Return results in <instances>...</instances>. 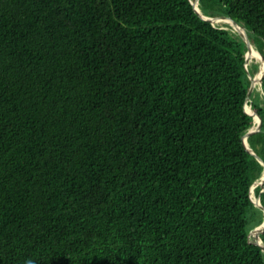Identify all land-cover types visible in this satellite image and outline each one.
Here are the masks:
<instances>
[{
  "label": "trees",
  "instance_id": "1",
  "mask_svg": "<svg viewBox=\"0 0 264 264\" xmlns=\"http://www.w3.org/2000/svg\"><path fill=\"white\" fill-rule=\"evenodd\" d=\"M193 1L0 0V264H264L258 66ZM199 7L264 57V0Z\"/></svg>",
  "mask_w": 264,
  "mask_h": 264
},
{
  "label": "water",
  "instance_id": "2",
  "mask_svg": "<svg viewBox=\"0 0 264 264\" xmlns=\"http://www.w3.org/2000/svg\"><path fill=\"white\" fill-rule=\"evenodd\" d=\"M193 4V7L196 11V13L202 17L203 19L211 22L213 25H216V23H220V22H224L225 24L229 25L235 32H237V34L240 36V38L245 42L247 48H248V55H247V60H246V66H247V72H248V75H250V72H249V62H250V58H253V52H254V45L251 43V41L249 40L248 38V35H247V31H246V28L244 27V25L242 24H239L237 22H234L232 20H229L225 17H215V18H211V17H207V16H204L200 7H199V0H195L192 2ZM254 47V48H253ZM256 49V48H255ZM257 51V49H256ZM257 53L259 54V58L261 59V61L264 62V57L257 51ZM260 70L258 71V73L253 77L251 76V88L248 92V96H247V101H246V106H245V109L248 113L252 114L253 118H254V125L253 127L244 135L243 137V141H244V144L247 148V150L258 160V162L264 167V161L261 159L260 156H258L255 151L250 147V144H249V138L255 134V133H258L260 131V124H261V118L259 117V115L252 109V106L249 105L251 103V96L254 92V89L256 87V82H257V79L258 80V84L261 88V91H262V83H263V80H264V69L263 71L261 72V76L259 78L258 77V74H259ZM250 106L251 107V110H247V106ZM264 183V173L262 175V177L256 181L252 188H251V198L253 200V203H254V206L258 209H260L263 214H264V207L261 203V201L256 197L255 195V190L257 187L261 186L262 184ZM264 229V221L263 223L258 226L257 228H255L251 233H250V238L251 236H254V244L257 245V246H260L264 252V243L263 241L261 240L260 238V235L259 233Z\"/></svg>",
  "mask_w": 264,
  "mask_h": 264
},
{
  "label": "rangeland",
  "instance_id": "3",
  "mask_svg": "<svg viewBox=\"0 0 264 264\" xmlns=\"http://www.w3.org/2000/svg\"><path fill=\"white\" fill-rule=\"evenodd\" d=\"M216 25H219V26H224L225 23L224 22H220V23H216ZM226 29H228L229 31H231V33H235L237 34V32H235L233 29H230L229 27H227ZM249 38V37H248ZM250 40V38H249ZM251 41V40H250ZM255 47V46H254ZM256 48V47H255ZM257 49V48H256ZM250 61L249 62V71L253 72L254 71V65H257L258 66V70L254 72V75L253 77L258 73V71L260 70V66H261V61H259L258 59H252L250 58ZM257 93H260V98L258 97ZM252 97L254 98V100L258 103L261 104V107H264V94L262 93L261 91V88L259 86V84L256 85V88L254 89V92L252 94ZM252 100V99H251ZM255 238L254 236H251L250 240L253 241Z\"/></svg>",
  "mask_w": 264,
  "mask_h": 264
},
{
  "label": "bare ground",
  "instance_id": "4",
  "mask_svg": "<svg viewBox=\"0 0 264 264\" xmlns=\"http://www.w3.org/2000/svg\"><path fill=\"white\" fill-rule=\"evenodd\" d=\"M254 48V47H253ZM259 58V54L257 53V51H256V49L254 48V52H253V58L252 59H258ZM260 59V58H259ZM261 60V59H260ZM251 62V61H250ZM261 67V66H260ZM263 69H264V65L260 68V72H259V74H258V77L257 78H259L260 76H261V72L263 71ZM258 80L259 79H257V84H258ZM256 84V85H257ZM256 88V87H255ZM249 108L251 109V107L249 106Z\"/></svg>",
  "mask_w": 264,
  "mask_h": 264
},
{
  "label": "clouds",
  "instance_id": "5",
  "mask_svg": "<svg viewBox=\"0 0 264 264\" xmlns=\"http://www.w3.org/2000/svg\"><path fill=\"white\" fill-rule=\"evenodd\" d=\"M29 264H33V262L29 261Z\"/></svg>",
  "mask_w": 264,
  "mask_h": 264
}]
</instances>
